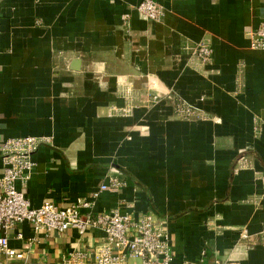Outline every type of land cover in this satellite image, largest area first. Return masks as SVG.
Returning a JSON list of instances; mask_svg holds the SVG:
<instances>
[{
  "label": "crops",
  "instance_id": "1",
  "mask_svg": "<svg viewBox=\"0 0 264 264\" xmlns=\"http://www.w3.org/2000/svg\"><path fill=\"white\" fill-rule=\"evenodd\" d=\"M140 1L0 0V177L3 142L34 136L30 178L15 183L32 206L84 197L149 213L172 264H264V49L249 38L264 0H154L157 20ZM6 235L24 253L8 264H94L103 239L26 221Z\"/></svg>",
  "mask_w": 264,
  "mask_h": 264
},
{
  "label": "built area",
  "instance_id": "2",
  "mask_svg": "<svg viewBox=\"0 0 264 264\" xmlns=\"http://www.w3.org/2000/svg\"><path fill=\"white\" fill-rule=\"evenodd\" d=\"M134 9L144 18L160 19L162 6L154 0H141ZM129 16L123 14V19ZM250 47L264 49V23L250 32ZM203 63L210 61L212 49L208 44L198 43L189 48ZM179 105V104H178ZM177 105V110L186 117L196 113L189 107ZM197 115V114H196ZM40 138L24 136L7 138L2 145L3 173L0 177V256L8 261L24 259V253L11 247L6 232L21 222H28L35 231H65L74 228L79 235L87 230H100L102 242L93 254L94 264H130V260L140 259L141 264H172L169 236L165 220L149 213L133 216L129 212L113 208L94 211V202L87 198L56 205L50 200L39 206H32L22 190L16 188V181L23 185L30 178L34 166L32 155L37 150ZM120 184L115 178L100 184L92 195L93 199L104 190L116 189ZM242 236L248 237L246 230ZM82 252L74 253L70 262L82 259ZM0 264H8L0 260ZM28 264V263H24ZM137 264V263H133ZM180 264H204L203 260L182 261Z\"/></svg>",
  "mask_w": 264,
  "mask_h": 264
},
{
  "label": "rangeland",
  "instance_id": "3",
  "mask_svg": "<svg viewBox=\"0 0 264 264\" xmlns=\"http://www.w3.org/2000/svg\"><path fill=\"white\" fill-rule=\"evenodd\" d=\"M131 261H133V260H131ZM130 261V262H131ZM135 262L137 263V264H141V260L140 259H135Z\"/></svg>",
  "mask_w": 264,
  "mask_h": 264
}]
</instances>
